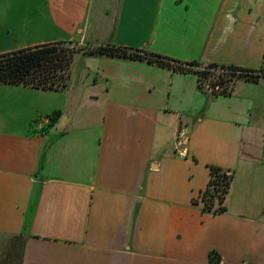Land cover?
Instances as JSON below:
<instances>
[{"label":"crops","instance_id":"crops-1","mask_svg":"<svg viewBox=\"0 0 264 264\" xmlns=\"http://www.w3.org/2000/svg\"><path fill=\"white\" fill-rule=\"evenodd\" d=\"M56 42L138 49L192 71L78 52L63 89L0 82L6 256L264 264V75L211 96L193 72L264 67V0H0V54ZM210 166L233 173L221 213L201 210Z\"/></svg>","mask_w":264,"mask_h":264},{"label":"trees","instance_id":"trees-1","mask_svg":"<svg viewBox=\"0 0 264 264\" xmlns=\"http://www.w3.org/2000/svg\"><path fill=\"white\" fill-rule=\"evenodd\" d=\"M82 52L85 55H107L131 60L156 63L172 67L174 70L192 71L173 59L140 51L111 45H84L73 42H56L37 45L26 49L0 54V82L7 84H24L41 89L60 90L65 88L70 75L74 55ZM194 66V63H185ZM205 68H217L216 64L205 65ZM234 69V67H230ZM196 74L204 72L193 71ZM254 81L258 77H243ZM59 111L53 113L56 118ZM233 179V173L217 166H210V179L207 187L199 193L201 210L211 213L226 211L225 200ZM219 260V258H218Z\"/></svg>","mask_w":264,"mask_h":264},{"label":"built area","instance_id":"built-area-1","mask_svg":"<svg viewBox=\"0 0 264 264\" xmlns=\"http://www.w3.org/2000/svg\"><path fill=\"white\" fill-rule=\"evenodd\" d=\"M194 70L204 72L201 75L197 73L198 86L201 91L211 96L231 93L235 81L242 79L240 76L259 78L264 75V67L259 70H251L218 66L217 68L195 67ZM173 152L179 158H186L188 154L186 145L180 139L174 143Z\"/></svg>","mask_w":264,"mask_h":264},{"label":"rangeland","instance_id":"rangeland-1","mask_svg":"<svg viewBox=\"0 0 264 264\" xmlns=\"http://www.w3.org/2000/svg\"><path fill=\"white\" fill-rule=\"evenodd\" d=\"M74 70H75V67H74V63H73L72 74H74ZM5 247H6L5 245L0 243V250L1 251H4ZM8 251L9 250H5V252H3L4 255H3L2 259H1V264H18V258H13V257L6 256V253L8 254Z\"/></svg>","mask_w":264,"mask_h":264}]
</instances>
